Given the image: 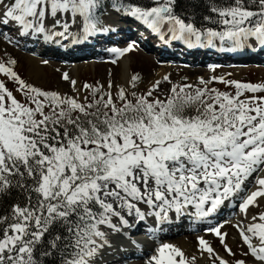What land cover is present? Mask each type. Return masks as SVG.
Returning <instances> with one entry per match:
<instances>
[{
  "label": "snow or ice",
  "instance_id": "6c2138e0",
  "mask_svg": "<svg viewBox=\"0 0 264 264\" xmlns=\"http://www.w3.org/2000/svg\"><path fill=\"white\" fill-rule=\"evenodd\" d=\"M186 4L178 13L177 0H0V38L13 46L22 38L86 42L111 31L115 13L165 43L219 42L234 52L251 42L264 50V0ZM200 4L207 14L198 26ZM135 46L110 48L111 63ZM17 63L0 60V75L24 97L0 80V264H130L149 246L144 264H197L196 255L159 242L158 232L174 218L204 220L226 207L242 217L234 227L244 258L225 259L202 236L200 257L264 264V211L249 212L264 201V83L222 76L174 83L165 75L138 91L133 73L127 86L80 88L65 72L69 95L27 83ZM215 82L235 91L210 87ZM222 227L206 231L235 257Z\"/></svg>",
  "mask_w": 264,
  "mask_h": 264
},
{
  "label": "rangeland",
  "instance_id": "374dc122",
  "mask_svg": "<svg viewBox=\"0 0 264 264\" xmlns=\"http://www.w3.org/2000/svg\"><path fill=\"white\" fill-rule=\"evenodd\" d=\"M108 19L110 28H113L112 26L114 25L115 28L112 30H116V32L114 33L112 30L108 32V34H106L107 39L108 36L111 37L117 32H120L121 28L123 31L120 34L125 32L126 29H131L132 33L135 34L134 37L129 38L126 33H123V35L128 37H123L120 40H107L104 36L99 35L96 37L98 39L92 38L95 40L92 42L91 40L89 41L93 46L87 47L83 53L82 51L79 52L81 53L80 55L76 53H68L69 55L76 54L77 57L74 56L75 59H72V55H70L69 60H62L60 57L48 58L45 55L35 57L38 62H40V75H36L31 71L32 64L29 63V60L34 56L32 53L25 50L23 39L19 40L18 46H13L5 43L3 39L0 38V60H6L8 58L16 59L18 63L14 70L27 83L33 84L44 90L59 91L62 94L66 93L69 95H74L75 93L70 82L62 79L65 72L69 74L71 79L77 80V87L80 88H82L85 82L95 84L97 81L107 87L109 80L113 82L114 86H127V81L133 73H138L141 77V80L137 85L138 91L145 90L152 82L157 79H162L165 75H169L174 83L187 82L196 84L198 78L203 77L204 79H209L212 76H222L228 80H238L241 82L264 83V59L254 55L255 51L259 48L257 53L264 56V50H262L259 45L253 46L251 42H249V46L238 49L234 52L227 51V45H221L219 42H217L216 47H207V52H205L206 47H197L194 48V50L192 48V54L198 53V51L201 50V52H205V54L199 53L201 55L200 57L195 55L200 60L199 62H196L194 61L196 60V57L187 59L188 56L181 54L180 51H176L178 55H174L176 56L174 58L172 56L174 52L169 50V48L172 47V45L175 49L179 47L184 48L185 45L182 42L176 44L175 41H172L170 47H164L169 44L170 41L165 43L160 40L157 35L153 34L133 18L119 16L113 13ZM132 41L136 42L134 51L120 58L116 64H112L111 60L113 59V54L109 49L112 47H126ZM158 43H161V45ZM100 46L102 47L98 50ZM93 53H96V55L91 56ZM209 55L213 56L209 57ZM219 57H225V59H218ZM123 58L129 59V73L126 80L123 79L124 73L119 62ZM43 60H47L48 63L43 64ZM0 80L5 82L6 86L13 91V94L18 100L24 102V97L20 92L15 90L18 87L17 84L3 75H0ZM210 87H215L221 91H235L234 88H228L224 84L218 82L211 84ZM162 88L167 90L169 85L164 83ZM115 90L114 87L113 92H115ZM260 211H264V201L261 202L260 208H250L249 212L250 214H257ZM227 213L228 212H224L223 216L227 215ZM236 213L237 211L235 210V212L231 214L233 218H231V215L224 217V219L227 220L226 223L224 219H219L213 225V227L223 225L221 231L228 233L226 242L229 247H231L232 251L236 253L235 257L229 256L220 244L219 238L214 234L207 232L204 228L196 231L183 232L187 229L184 228L182 232L178 233V235L166 236L163 242L167 241V243L181 248L189 257L196 255L198 257L197 264H210L208 260L201 258L200 253L197 251L198 237L201 236L208 240L211 246L225 259L233 261L234 259L244 258L242 253L247 251V248L246 246H241L242 242L240 241L239 234L234 227L237 223H233ZM148 255H150V251L147 253L143 252L142 256L136 255L131 259L130 264H144V259H146Z\"/></svg>",
  "mask_w": 264,
  "mask_h": 264
},
{
  "label": "bare ground",
  "instance_id": "6f19581e",
  "mask_svg": "<svg viewBox=\"0 0 264 264\" xmlns=\"http://www.w3.org/2000/svg\"><path fill=\"white\" fill-rule=\"evenodd\" d=\"M112 25H113V23H112ZM112 27L113 28H111V29H114L115 28L114 25ZM121 30H122V28H121ZM121 30H120V32L117 33L118 36H120ZM22 39H23V44H24L25 50L26 51H29L34 56V57L30 58L29 63L32 64L31 71L34 74H36V75H40L41 68H39V63L40 62H38V60L35 57H38L40 55H45L48 58H52V57L58 58V57H60L62 60L63 59L64 60H69L70 55H72L73 56L72 59H75V57H77V56L73 55L75 52H80V51L84 52L85 49H87V47H92L93 46V44H91L89 41L91 40V42H92V41L95 40V39L90 38L86 42L85 41H82V42H79V43H72L70 41H62L60 44H56V43H47V42H44L43 40H36L35 38H22ZM70 43L72 45H70ZM258 50H259V48L255 51V54L254 55H257L258 57H261V58L264 59V56H261L262 54H258L257 53ZM68 53H73V54H70L69 55ZM85 54H87V53H85ZM188 56L193 57L192 54L191 55H188ZM227 56H229V55H227ZM222 58L225 59V57H219L218 59H222ZM187 59H192V58H187ZM196 60H198V58H196ZM240 60H242V59H240ZM257 60H259V59H257ZM119 62L121 64V66H122V70H123V73H124L123 79L126 80L128 78V73H129V70H128L129 69V59L123 58ZM226 208L228 210L233 209L232 207H226ZM226 208H224V209H226ZM192 211L193 210H191V209L189 210V212H192ZM222 211H220L219 213L214 214L212 217L206 218L204 220H198V219L194 218L191 215H184V216H182L180 218H174L171 221V223L164 225V230L162 232H158L159 242H163V240L166 238V236H175V235H178L179 232H182L181 229H183V228H189V227L193 228L194 227L192 230H189V231H196V230H200L201 228L208 229L210 227H213L214 223L217 222L216 220L219 217H221L220 216V213ZM231 218H233V216ZM234 218L235 219L233 220V223L234 222L236 223V222H239L242 217L237 212L236 213V217H234ZM202 221H204L206 223L205 224H202ZM224 221H225V223L227 222L226 219H224ZM180 222H181V224H180ZM175 223H176V225L177 224H180V225H177L175 228H173L172 226ZM169 225H172V226L167 227ZM167 231H169V233L166 234V236H164V234ZM164 243H167V241L164 242ZM149 251H150V254H151V246L146 247L143 252H146L147 253ZM139 253H142V252H137L136 254H139Z\"/></svg>",
  "mask_w": 264,
  "mask_h": 264
},
{
  "label": "trees",
  "instance_id": "16d2710c",
  "mask_svg": "<svg viewBox=\"0 0 264 264\" xmlns=\"http://www.w3.org/2000/svg\"><path fill=\"white\" fill-rule=\"evenodd\" d=\"M132 3L135 4H141V5H148L150 3V0H132ZM187 7L186 0H177V5H176V11L179 13L182 9H185ZM191 9H189L190 11ZM207 14L206 8L204 7L203 4L199 5L198 13H197V24L199 26L200 24V19L199 17ZM210 27H214V25H207Z\"/></svg>",
  "mask_w": 264,
  "mask_h": 264
}]
</instances>
